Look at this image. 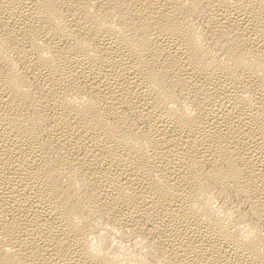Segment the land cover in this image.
Returning <instances> with one entry per match:
<instances>
[{
    "label": "bare ground",
    "instance_id": "obj_1",
    "mask_svg": "<svg viewBox=\"0 0 264 264\" xmlns=\"http://www.w3.org/2000/svg\"><path fill=\"white\" fill-rule=\"evenodd\" d=\"M0 264H264V0H0Z\"/></svg>",
    "mask_w": 264,
    "mask_h": 264
}]
</instances>
